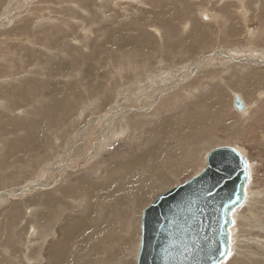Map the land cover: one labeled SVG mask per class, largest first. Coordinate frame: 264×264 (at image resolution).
Wrapping results in <instances>:
<instances>
[{
  "label": "rangeland",
  "instance_id": "374dc122",
  "mask_svg": "<svg viewBox=\"0 0 264 264\" xmlns=\"http://www.w3.org/2000/svg\"><path fill=\"white\" fill-rule=\"evenodd\" d=\"M207 12L211 17L203 16ZM261 56L264 0H0V264H47L49 246L62 238L65 222L92 211L89 194L77 184L105 179L110 166L130 158L127 150L143 153L158 140L155 130L171 119L182 126L173 127L165 146L177 148L185 169L169 173L170 186L203 169L205 153L217 146L243 151L250 164L246 196L233 213L232 248L220 264H264ZM247 78L254 93L239 89ZM192 80L193 88L182 90ZM234 93L249 103L246 113L233 108ZM203 115L222 120L217 130L191 132L184 144H169L203 126L195 121ZM224 120L230 128L222 127ZM158 185L148 205L167 187ZM131 191L125 186L99 195L98 201L112 204L120 193L127 212L110 232L114 238L103 247L102 241L96 254L91 248V261L82 264H92L93 255L99 264H136L141 227L129 229L136 220ZM45 193L50 201L61 199L47 225L40 223L48 210L40 201ZM95 210L94 223L104 221L106 211L101 205ZM70 246L77 257L76 242Z\"/></svg>",
  "mask_w": 264,
  "mask_h": 264
},
{
  "label": "water",
  "instance_id": "95a60500",
  "mask_svg": "<svg viewBox=\"0 0 264 264\" xmlns=\"http://www.w3.org/2000/svg\"><path fill=\"white\" fill-rule=\"evenodd\" d=\"M234 108H245L238 94ZM248 181L249 164L238 149H211L201 171L142 211L136 264H220L230 253L233 212Z\"/></svg>",
  "mask_w": 264,
  "mask_h": 264
},
{
  "label": "bare ground",
  "instance_id": "6f19581e",
  "mask_svg": "<svg viewBox=\"0 0 264 264\" xmlns=\"http://www.w3.org/2000/svg\"><path fill=\"white\" fill-rule=\"evenodd\" d=\"M194 2V1H193ZM202 12V11H201ZM209 13V12H208ZM204 14V16L206 18L211 17V15L209 14ZM262 14V13H261ZM261 20V19H260ZM84 21V20H83ZM124 24V23H123ZM227 26V25H226ZM229 27V26H228ZM232 27L234 28L235 26L232 25ZM124 28V27H123ZM233 30V29H232ZM230 31V30H229ZM125 32V31H124ZM232 32V31H231ZM223 35V34H222ZM116 37V36H114ZM117 39V38H115ZM122 39V38H121ZM225 39V38H224ZM250 40V39H249ZM252 41V40H251ZM117 42V41H115ZM121 42V41H120ZM135 42V41H133ZM119 43V42H118ZM205 43V42H204ZM252 43V42H251ZM260 43V42H259ZM127 45L130 44V43H126ZM137 44V43H136ZM122 45V44H121ZM126 45V46H127ZM262 45V44H261ZM141 46V45H140ZM179 46V45H178ZM139 48V47H138ZM184 48H185V51L187 52V50H191L189 49V45H185L184 44ZM255 48V47H254ZM187 49V50H186ZM114 50V49H113ZM251 50V49H250ZM189 54V53H188ZM261 55V54H260ZM263 55V54H262ZM262 59H263V56H261ZM95 60V59H94ZM264 60V59H263ZM262 61V60H261ZM252 62V61H251ZM162 63V62H161ZM263 63V62H262ZM202 64V63H201ZM92 65V64H91ZM228 65V64H227ZM154 71V70H153ZM159 71V70H157ZM190 73V72H189ZM202 74V73H201ZM209 74V73H207ZM206 74V75H207ZM211 74V73H210ZM254 75V74H253ZM251 76V75H250ZM249 76V77H250ZM158 77V76H157ZM248 77V78H249ZM254 77V76H253ZM152 78V77H151ZM190 78V77H189ZM247 78V79H248ZM262 78V77H261ZM195 79V78H194ZM197 79V78H196ZM259 77L255 78V80H258L259 82ZM263 79V78H262ZM198 80H200L198 78ZM261 80V79H260ZM148 81V80H147ZM253 81L252 78H250V82ZM249 82V79L248 81L245 80L243 83V85H239V89H242L244 88L246 93L247 94H250L253 92L254 90V84H250ZM264 82V81H263ZM149 83V82H148ZM135 84V83H134ZM146 84V83H145ZM157 84V83H156ZM194 84V80H192L191 82L189 83H185L183 85V89L182 90H187V93H188V90L189 88H191ZM262 84V82L260 83ZM126 85V84H125ZM148 86V85H147ZM150 86V85H149ZM129 87V86H128ZM139 87V86H138ZM140 87H143V86H140ZM193 88V87H192ZM59 91V90H58ZM131 91V90H130ZM135 91V90H134ZM146 91V90H145ZM139 92V91H138ZM158 92V91H157ZM186 92V91H185ZM144 93V92H143ZM167 93V92H166ZM171 93V92H170ZM177 92H175L176 94ZM223 93V92H222ZM254 93V92H253ZM258 93V92H257ZM165 94V93H163ZM174 93H172L173 95ZM179 94V93H178ZM186 94V93H185ZM238 94L242 100V102L244 103L245 105V108L241 111H238L234 108V96ZM141 95V94H140ZM160 95V94H158ZM171 95V94H170ZM171 95V96H172ZM136 96V95H135ZM169 96V95H168ZM174 96V95H173ZM172 96V98H173ZM179 95L176 94V96H174V100H176L175 98H177ZM138 97V95H137ZM167 97V96H166ZM165 97V98H166ZM145 98V97H144ZM131 99V98H130ZM169 100V99H167ZM221 101V100H220ZM151 102V101H150ZM154 102V101H153ZM168 101H166L167 103ZM209 102V101H208ZM211 102V101H210ZM213 102V101H212ZM221 103V102H220ZM146 104V103H145ZM216 104V103H215ZM223 104V103H222ZM150 104H148V107H149ZM152 105V104H151ZM150 105V106H151ZM158 105V104H157ZM219 105V104H218ZM142 106V105H141ZM156 106V105H155ZM224 106V105H223ZM232 106L233 108L238 111L239 113L243 114V113H246L249 108H250V105L249 103L246 102V100L243 98V96L240 94V93H234L233 94V98H232ZM145 107V106H144ZM214 107V106H213ZM135 108V107H134ZM220 108V106L218 107ZM139 109V108H138ZM148 109V108H147ZM146 109V110H147ZM210 109V107H209ZM217 109V108H216ZM220 110V109H219ZM222 110V109H221ZM130 111V110H128ZM139 111H142L139 110ZM207 111V110H206ZM144 112L143 111V115H144ZM139 113V112H138ZM146 113V112H145ZM151 113V112H150ZM210 113V112H209ZM141 113L138 114V116H140ZM147 115V114H146ZM150 115V114H149ZM149 115L147 117H149ZM137 116V114L135 115ZM219 116V115H218ZM52 117V116H51ZM245 117V116H244ZM55 118V117H54ZM53 118V119H54ZM131 118H135V117H132ZM143 118V117H142ZM57 119V118H56ZM55 119V120H56ZM150 119V118H149ZM182 120V119H181ZM205 120H208L205 122ZM137 121V120H136ZM180 121V120H179ZM195 121H200V124H202L203 126L200 125V127L198 126H192L190 129H188L186 131V133H183L182 134L178 131L177 133L181 134L182 137H179L177 134H175V136H178L179 138L177 139L176 137H174L175 139L174 140H170V143L169 144H173L174 142L175 143H183L181 142L182 139L187 135V134H191V132L193 133H197L196 131L199 130V132L201 130H205L206 128H211L212 131H214L213 129L217 130L216 128H214V125L218 124V122H221L217 119H209L208 116H205L203 115L202 117H197L195 118ZM225 121V120H224ZM143 122V121H141ZM176 122V123H175ZM184 122V121H183ZM209 122V123H207ZM178 121L176 119H171L170 121H165L164 123H162L158 129L155 130V133H156V137L155 138H158V140H152V142L150 143L149 145V148H147L143 153H138L136 154L135 152L131 153L130 151H126L129 153V159L123 163L119 162L117 164H113L114 161H113V166L111 167L110 166V170L108 171L107 175L105 176V179L103 177V179H101V181H96V183H91V184H88V183H84L83 182V185H78L77 184V189L78 190H82L84 192V190L89 194L90 198H91V201H90V204H92L93 208H92V211L88 214H82L80 216H75L74 218H71L69 219L67 222H65L64 226H62V238H60V240H55L54 243L51 244V246H49V250H48V254H49V262L47 264H68L69 262L71 264H75V261H78V264H82L81 262L82 261H85L87 262V260L90 258L89 254L91 253H97V247L99 246V244L103 241V244H102V247L106 244V242H108V238L111 237V235L113 233L110 234V232H113L114 231V227L116 228L117 227V224L119 222L118 219L123 217L124 216V213H126L124 211V208H125V202L123 203L121 201V195L119 193V195L116 197L117 199H114L116 200L115 202L113 201V203L111 204L110 201L107 202V201H103V200H100L98 201L99 199V195H100V198L102 197V194H106L108 191H110V189H121V188H125V186L127 187V189L130 188V190H132V194L134 196V199H135V203H134V214L136 215V220H135V223L132 222L133 224H130L131 227H129V229L131 230V233L133 231H136V230H139V229H136L137 227H139L140 225L138 224V219H139V214L142 213L141 211L144 210L145 208V205L147 204L146 202L148 201L147 199L149 198V196H152V192H155V190H158L159 188H156L158 184H160L161 182V185L163 184V186H167L165 190L169 189L170 187V184L173 183V180H171V178H169V173H172V174H175V175H178L180 173V169L184 166L181 165V161L184 160V158L182 157V159L180 158V155L178 156L179 154V151H177V148L174 147L172 148V150H170L169 148H166L165 144L166 142L168 141V135L169 133H171V130L173 129L174 126H176V128L178 127V125L180 123H178ZM187 123V122H186ZM192 123V122H191ZM206 123V124H205ZM226 123V121L224 122V124ZM176 124V125H175ZM190 124V123H189ZM223 124V123H222ZM223 124V128L227 127L228 125ZM138 125V124H137ZM215 125V126H216ZM118 126V125H117ZM182 126V125H181ZM181 126H179L178 128H180ZM184 126V125H183ZM187 126V124H186ZM190 126V125H189ZM210 126V127H208ZM229 127V126H228ZM157 128V127H156ZM189 128V127H187ZM200 128V129H199ZM230 128V127H229ZM227 129V128H225ZM151 131L153 129H150ZM180 130V129H179ZM210 130V129H209ZM116 131V130H115ZM173 131V130H172ZM183 131V130H182ZM204 132V131H203ZM206 132V131H205ZM118 133V132H117ZM120 133V132H119ZM201 133V132H200ZM122 134V132H121ZM154 135V134H153ZM172 135V134H171ZM207 135V134H206ZM192 136V135H191ZM197 136H199L197 134ZM172 137V138H173ZM186 138V137H185ZM190 138V137H189ZM186 140V139H185ZM188 140V139H187ZM154 141V142H153ZM172 141H174L173 143H171ZM191 141V140H190ZM186 142V141H185ZM168 143V142H167ZM184 144V143H183ZM182 144V145H183ZM186 145V144H185ZM29 146V145H28ZM174 146H176V144H174ZM181 146V145H180ZM173 147V146H172ZM207 147V146H206ZM94 148V147H93ZM122 149V148H121ZM120 149V150H121ZM136 149V148H135ZM180 149V148H179ZM202 149V148H201ZM22 150V148H21ZM34 150V149H33ZM118 150V151H120ZM132 150V149H131ZM192 151V149H191ZM189 151V152H191ZM201 151V150H200ZM240 153L243 155V151L239 150ZM125 152V153H126ZM209 151H207L205 153V155H207ZM119 153V152H118ZM124 153V152H122ZM190 154V153H189ZM191 154H195V153H191ZM200 154V152H199ZM20 156V155H19ZM191 156V155H189ZM245 157V155H243ZM18 157V156H17ZM195 157V155H194ZM203 158V157H202ZM111 159V158H110ZM192 159V158H191ZM247 159V158H246ZM117 160V159H116ZM119 160V159H118ZM248 161V160H247ZM110 162V161H109ZM198 162V160H197ZM195 164V163H194ZM249 164V162H248ZM200 165V164H199ZM205 165H206V157H205ZM188 166V164H187ZM2 168V167H1ZM188 168V167H187ZM195 168V167H194ZM183 169H185V167H183ZM191 169V168H189ZM249 169H250V164H249ZM202 170V169H201ZM200 170V171H201ZM107 172V171H106ZM177 177V176H176ZM179 178V176H178ZM159 181V183L156 184V182H154V180H157ZM99 180V179H98ZM177 180V179H176ZM95 181V180H94ZM175 183V181H174ZM129 185V186H128ZM132 185V186H131ZM248 185V184H247ZM73 187L74 189H76V187ZM159 186V185H158ZM170 186V187H169ZM174 186V185H173ZM161 187V186H160ZM65 188V187H64ZM70 188V187H69ZM71 189V188H70ZM76 189V190H77ZM87 189V190H86ZM247 190V189H246ZM71 191H74V190H71ZM119 191V190H118ZM69 192V191H67ZM101 192V193H100ZM116 192V191H115ZM124 192V191H123ZM122 192V193H123ZM128 192V191H127ZM48 193V192H47ZM79 193V192H78ZM152 193L151 195L148 196V194ZM125 194V193H124ZM45 195V196H44ZM112 195V194H111ZM248 195V194H247ZM148 196V198H147ZM44 197V198H43ZM97 197V198H96ZM112 197V196H111ZM129 197V195H128ZM131 197V196H130ZM54 200L50 201L52 199V196H49L48 194H43L42 198L40 199V201L43 203V206L46 208L48 207V210H44L43 213H42V218L44 221H41L40 223L43 224H46L50 221H48V219H51L54 217V215H56L57 213L55 214H52V212L50 213L51 210V207L53 205H58L59 203H61V199L58 200L55 196H53ZM127 198V196H126ZM247 198V197H246ZM102 199V198H101ZM109 199H112V198H109ZM123 199V198H122ZM132 199V197H131ZM129 199V200H131ZM73 200V199H72ZM106 200V199H105ZM113 200V199H112ZM150 200V199H149ZM120 201L122 203H120ZM127 202V201H126ZM34 204V202L32 203ZM97 204V205H96ZM99 206L101 205V209L103 208L105 215L103 217L104 221L100 222L98 221L99 218H97L98 220H95L96 222L94 223V218L93 215H95L96 213V206ZM148 205V204H147ZM18 206V205H17ZM17 206H14V207H17ZM41 206V205H40ZM58 206H61L60 204ZM57 206V207H58ZM91 206V205H90ZM12 208V207H11ZM43 208V207H42ZM113 208V209H112ZM19 209V207H18ZM47 209V208H46ZM13 210V208L11 209ZM55 210V209H54ZM88 210V209H87ZM236 210V209H235ZM234 210V211H235ZM14 211V210H13ZM18 211V210H16ZM42 211V210H41ZM56 211V210H55ZM11 212V211H10ZM59 213V212H58ZM235 213V212H233ZM13 214V213H12ZM16 214V212H15ZM13 214V216L15 215ZM41 214V213H40ZM142 215V214H141ZM53 216V217H52ZM73 216V215H72ZM98 217V216H97ZM141 217V216H140ZM234 217V216H233ZM41 218V219H42ZM59 218V217H58ZM116 218V219H115ZM125 218V217H124ZM135 218V217H133ZM37 219V218H36ZM121 220V219H120ZM127 220V219H126ZM134 220V219H133ZM132 220V221H133ZM141 222V221H140ZM129 225V224H128ZM33 226V225H32ZM51 227V226H50ZM132 228L134 229L132 231ZM231 228L233 229V224L231 225L230 227V231H231ZM49 229V228H48ZM29 231H33L32 229H30V226H29V229H28V234L30 233ZM54 232V231H53ZM38 233V231H37ZM36 233V235H38ZM39 233H42V232H39ZM86 233L88 236H93L94 238L93 239H86L88 237H85V234ZM35 234V232L33 233ZM32 234V235H33ZM54 234V233H53ZM35 235V236H36ZM40 235V234H39ZM98 235V236H97ZM114 235V234H113ZM123 235V234H122ZM134 235V234H133ZM43 233L42 235L40 236V239L41 238H45V236H43ZM47 236V234H46ZM116 236V235H115ZM119 237V236H118ZM132 237V236H131ZM43 238V241L45 242L46 238L44 239ZM56 238V237H55ZM111 238H114L111 237ZM133 238V237H132ZM39 239V238H38ZM39 239V240H40ZM117 240V239H116ZM129 239H127L126 242H129L128 241ZM34 241V240H33ZM42 241V242H43ZM113 241V240H112ZM122 241V240H121ZM74 242H76L77 244V247L79 248V251L77 253V257H74L72 256L73 254H70V245L73 244ZM135 242V240H134ZM96 243V244H95ZM114 243V242H113ZM43 244V243H42ZM121 244V243H120ZM124 244V243H123ZM134 244V243H133ZM10 245V244H9ZM41 245V244H40ZM109 245V244H108ZM118 245V244H117ZM128 245V244H127ZM43 246V245H42ZM40 246V247H42ZM70 246V247H68ZM95 247V248H94ZM101 247V248H102ZM121 247V246H120ZM93 248V252H90V249ZM108 248V247H106ZM139 248H140V244H139ZM138 248V249H139ZM232 248V247H231ZM120 249V248H119ZM41 250V249H40ZM106 250V249H105ZM108 250V249H107ZM106 250V251H107ZM27 251V250H26ZM105 251V253H106ZM115 251V250H114ZM113 251V252H114ZM73 252V251H71ZM139 252V250H138ZM28 253V252H27ZM40 253V252H39ZM117 253V252H116ZM115 253V254H116ZM134 253H136L134 251ZM133 253V254H134ZM26 254V253H25ZM110 254V253H109ZM92 255V254H91ZM30 256V255H29ZM106 256V255H105ZM138 256V254H137ZM32 257V255H31ZM38 257H41L40 255ZM92 259H93V262L92 264H99V258L98 256H91ZM108 257V256H107ZM133 257V256H132ZM131 257V259H132ZM102 258H104L102 256ZM117 258V257H116ZM43 259V258H42ZM41 259V260H42ZM101 259V258H100ZM105 259V258H104ZM102 259V260H104ZM110 259V258H109ZM112 259V258H111ZM82 260V261H80ZM134 261V259H132ZM137 260V258H136ZM31 261V260H30ZM91 261V260H90ZM111 261V260H110ZM84 262V263H85ZM105 262V261H104ZM120 262V261H119ZM30 264V262H28ZM32 263V261H31ZM77 263V262H76ZM106 263V262H105ZM103 263V264H105ZM122 263V262H121ZM132 263V262H130ZM221 263V262H220ZM116 264V263H115ZM120 264V263H119Z\"/></svg>",
  "mask_w": 264,
  "mask_h": 264
},
{
  "label": "crops",
  "instance_id": "0c3cea01",
  "mask_svg": "<svg viewBox=\"0 0 264 264\" xmlns=\"http://www.w3.org/2000/svg\"><path fill=\"white\" fill-rule=\"evenodd\" d=\"M199 1V0H198ZM208 13V12H207ZM204 16V15H203ZM205 17V16H204ZM207 21H209V20H207ZM211 22V21H210ZM262 83H263V81H261Z\"/></svg>",
  "mask_w": 264,
  "mask_h": 264
},
{
  "label": "flooded vegetation",
  "instance_id": "af4514ba",
  "mask_svg": "<svg viewBox=\"0 0 264 264\" xmlns=\"http://www.w3.org/2000/svg\"><path fill=\"white\" fill-rule=\"evenodd\" d=\"M243 155H244V153H243ZM245 158H246V156H245ZM249 162V161H248Z\"/></svg>",
  "mask_w": 264,
  "mask_h": 264
}]
</instances>
